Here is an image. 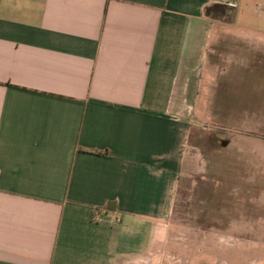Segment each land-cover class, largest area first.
I'll return each mask as SVG.
<instances>
[{"label":"crops","instance_id":"0c3cea01","mask_svg":"<svg viewBox=\"0 0 264 264\" xmlns=\"http://www.w3.org/2000/svg\"><path fill=\"white\" fill-rule=\"evenodd\" d=\"M256 2L0 0V264H200L195 243L229 241L176 218L192 164L175 112L188 95L264 111V28L204 14Z\"/></svg>","mask_w":264,"mask_h":264},{"label":"rangeland","instance_id":"374dc122","mask_svg":"<svg viewBox=\"0 0 264 264\" xmlns=\"http://www.w3.org/2000/svg\"><path fill=\"white\" fill-rule=\"evenodd\" d=\"M242 9L236 17L231 10H216L205 16L206 22L225 24L224 33L232 30L230 24L264 28L263 3L253 4L249 13ZM205 56L208 62L209 55ZM200 98L196 103L194 96L178 97L175 114L190 123L188 156L192 165L182 179L176 218L183 212L188 224L197 219L198 226H187L186 231L203 240L208 234L229 237L224 242L195 243L204 246L197 258L200 264H264V111L247 113L251 120H245L243 112L203 111ZM217 171L219 176L230 171V177L217 179ZM212 210L220 217L217 222L210 219ZM189 256L184 264H194ZM179 260L175 257L159 264H178Z\"/></svg>","mask_w":264,"mask_h":264},{"label":"trees","instance_id":"16d2710c","mask_svg":"<svg viewBox=\"0 0 264 264\" xmlns=\"http://www.w3.org/2000/svg\"><path fill=\"white\" fill-rule=\"evenodd\" d=\"M228 10L225 6L223 5H219V4H214V5H211L209 7H206L205 9V16H210L211 13L215 12L216 10Z\"/></svg>","mask_w":264,"mask_h":264},{"label":"built area","instance_id":"2783aa9c","mask_svg":"<svg viewBox=\"0 0 264 264\" xmlns=\"http://www.w3.org/2000/svg\"><path fill=\"white\" fill-rule=\"evenodd\" d=\"M100 218V214L96 216V219H99Z\"/></svg>","mask_w":264,"mask_h":264}]
</instances>
